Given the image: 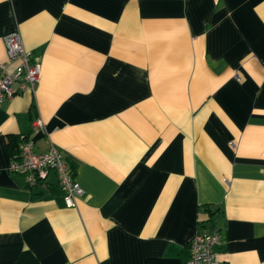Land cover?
<instances>
[{
    "label": "crops",
    "instance_id": "1",
    "mask_svg": "<svg viewBox=\"0 0 264 264\" xmlns=\"http://www.w3.org/2000/svg\"><path fill=\"white\" fill-rule=\"evenodd\" d=\"M40 64L0 106V264H264V0H0ZM40 117L43 131L31 128ZM53 144L84 190L8 166Z\"/></svg>",
    "mask_w": 264,
    "mask_h": 264
},
{
    "label": "built area",
    "instance_id": "2",
    "mask_svg": "<svg viewBox=\"0 0 264 264\" xmlns=\"http://www.w3.org/2000/svg\"><path fill=\"white\" fill-rule=\"evenodd\" d=\"M2 41L6 58L0 62V106L15 93H33L41 73L40 64L32 61L18 32L6 33ZM31 128L43 131L44 122L36 117L31 121ZM8 170L23 175L30 188L43 183L48 172H54L63 202L69 208L75 207L76 200L84 194L63 154L53 144L44 152H36L34 142L26 136H20ZM220 243L221 236L216 230L196 232L189 241L190 254L184 264H221L215 256V249Z\"/></svg>",
    "mask_w": 264,
    "mask_h": 264
},
{
    "label": "trees",
    "instance_id": "3",
    "mask_svg": "<svg viewBox=\"0 0 264 264\" xmlns=\"http://www.w3.org/2000/svg\"><path fill=\"white\" fill-rule=\"evenodd\" d=\"M15 151H16V147H15V150H14V152H12V158H14V156H15ZM70 170H71V172L73 173V170L70 168Z\"/></svg>",
    "mask_w": 264,
    "mask_h": 264
}]
</instances>
